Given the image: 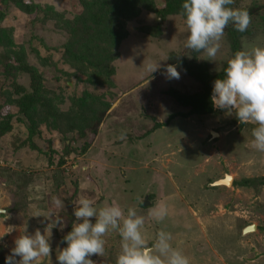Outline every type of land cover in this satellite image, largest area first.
<instances>
[{
    "label": "rangeland",
    "instance_id": "374dc122",
    "mask_svg": "<svg viewBox=\"0 0 264 264\" xmlns=\"http://www.w3.org/2000/svg\"><path fill=\"white\" fill-rule=\"evenodd\" d=\"M32 1L68 13L75 11L73 0ZM161 3L156 0V5ZM252 3L259 5L260 11L247 33L240 36V50L264 46V0H233L230 7ZM27 20L24 13L17 11L11 12L5 23L14 29L18 39L27 30ZM154 20L152 14L142 11L125 25L126 36L113 62L120 96L116 95L100 125L98 141L84 153L70 154V158L64 155L56 184L48 176L55 167L46 166L44 154L27 147L12 151L9 141L15 136L16 140L25 137L22 124L13 121V130L0 136V207L8 212L6 219L0 215V235L4 234L0 250L5 255L10 254L14 240L23 232L34 234L39 230L48 234L50 229V259L51 264H57L56 252L63 248V236L75 222L70 214L77 201L85 197L96 207L115 203L125 214L128 207L135 208L145 219L144 234L149 246L158 231H166L172 236V247L181 251L189 264H264V183H260L264 180V152L252 146L255 124L245 123L253 125L250 127L239 123L235 110L231 114L221 110L220 114L185 116L186 108L162 94L158 84L164 81L175 84L178 91L182 85L189 91L198 87L181 68L176 67L178 79L167 78L166 68L161 70L170 51H187L184 18L167 16L156 35L140 29L154 24ZM219 43L215 61L201 58L205 53L198 56L206 61L211 73L230 54L229 40L222 36ZM47 54L59 60L58 53L51 50ZM148 64L161 71L152 75L146 71ZM156 76L159 81L153 79ZM26 81L20 78L18 83ZM8 83L0 75V118L13 111L3 104L2 92L10 88ZM65 83L73 89L71 81ZM137 90L151 97H141ZM40 130L37 146L42 151L53 146L58 151L54 154L57 161L63 151L55 135L44 126ZM21 161L31 163L22 166ZM21 168L29 170L32 180L20 179L16 172ZM9 170L16 172L8 173ZM225 175L231 177L230 184H213ZM246 179L249 184H235ZM145 197L148 203L143 205ZM161 203L167 205L168 215L157 223L149 212ZM37 212L42 216L33 217ZM57 219H61L63 227L56 224ZM248 226L253 228L246 230ZM119 251L120 238L110 232L105 236L104 256L92 255L90 259L93 264H115ZM41 264H49L47 258Z\"/></svg>",
    "mask_w": 264,
    "mask_h": 264
},
{
    "label": "trees",
    "instance_id": "16d2710c",
    "mask_svg": "<svg viewBox=\"0 0 264 264\" xmlns=\"http://www.w3.org/2000/svg\"><path fill=\"white\" fill-rule=\"evenodd\" d=\"M73 2L75 11L68 13L32 0H0V75L3 81L10 82V88L5 89L2 96L3 104L13 109L0 118V136L13 130V121L22 124L25 137L16 140L18 137L15 136L16 139L9 141L12 151L27 147L44 154L46 166L55 167L48 174L54 184L62 174L60 167L65 163L64 155L70 158V154L74 156L84 153L91 143L98 141L100 125L107 117L114 98L120 96L115 80L119 82V76L115 74L113 62L118 58L119 46L126 36L125 25L145 11L153 15L155 23L143 25L140 29L146 34L156 35L167 16L178 15L183 18V0H161L159 6L156 0ZM236 8L249 13L250 26L260 11V6L255 3ZM17 11L28 17L27 30L18 39L14 29L5 23L10 13ZM248 30L238 32L231 24L224 29L223 36L229 40L230 54L213 73L208 69L206 61L198 59L203 52L190 49L186 53L170 51L161 70L168 65L181 68L197 83L198 88L189 91L182 85L183 89L178 91L175 84L164 81L158 84L162 87V94L170 96L177 105L186 108L187 111L183 113L185 116L220 114L221 110L214 108L210 99L213 82L223 77L227 61L235 52L240 51V36ZM45 32L49 36L46 37ZM51 50L59 54L58 61L51 58L52 54H47ZM59 63L62 65L60 68ZM161 70H155L152 75ZM20 78H26V83H18ZM153 79L159 81L157 76ZM61 81H64V85ZM67 81H71L73 89L65 83ZM78 88L79 93L76 92ZM138 94L141 97L150 95L143 92ZM142 106L145 110L143 102ZM42 126L55 135L56 143L62 148L63 153L55 162L54 154L58 151L53 146L42 151L36 144ZM29 161H21L22 166L29 165ZM11 172L16 171L9 170L8 173ZM16 173L20 174V179L27 177V180H32V174L27 169L21 168ZM260 181L264 183V180ZM249 183L250 180L246 179L235 184ZM72 216L70 214L71 219ZM67 230L69 232L71 228ZM61 242L65 247L63 239ZM5 256L0 250V264H4Z\"/></svg>",
    "mask_w": 264,
    "mask_h": 264
},
{
    "label": "clouds",
    "instance_id": "9594fccd",
    "mask_svg": "<svg viewBox=\"0 0 264 264\" xmlns=\"http://www.w3.org/2000/svg\"><path fill=\"white\" fill-rule=\"evenodd\" d=\"M232 3L233 0H183L182 15L187 30L184 46L205 53L203 59L215 61L224 29L231 24L243 33L251 22L249 13L230 7ZM156 69L151 64L146 66L150 73ZM166 73L170 79H178L180 75L174 65H168ZM210 99L216 109L230 114L235 110L239 123H254L252 146L264 152V46L235 52L227 61L223 77L214 80ZM0 215L6 219L7 208L0 207ZM72 215L75 222L63 236L66 246L56 252L57 264H93L92 255L104 256L105 236L110 232L120 238L115 264H189L188 258L172 247V236L166 231H158L149 246L144 234L145 219L133 207H128L125 214L115 203L96 207L92 200L81 197ZM167 215L168 208L163 203L149 212L157 223ZM32 216L42 215L37 212ZM57 223L63 227L61 219ZM49 237L50 229L48 234L39 230L34 234L23 232L14 240L4 264H41L44 258L51 264Z\"/></svg>",
    "mask_w": 264,
    "mask_h": 264
},
{
    "label": "water",
    "instance_id": "95a60500",
    "mask_svg": "<svg viewBox=\"0 0 264 264\" xmlns=\"http://www.w3.org/2000/svg\"><path fill=\"white\" fill-rule=\"evenodd\" d=\"M227 176H228V175H225V177H224L223 179H225ZM220 181H222V180L220 179V180L214 182L213 184H214V185H219V184L221 185V184H224V182H220ZM144 199H145V200H144V202H143V205H146V203H148V201H147V198H146V197H145ZM248 227H250V226H248ZM248 227H247V228H248Z\"/></svg>",
    "mask_w": 264,
    "mask_h": 264
},
{
    "label": "bare ground",
    "instance_id": "6f19581e",
    "mask_svg": "<svg viewBox=\"0 0 264 264\" xmlns=\"http://www.w3.org/2000/svg\"><path fill=\"white\" fill-rule=\"evenodd\" d=\"M221 180L222 181H220V182H224V184L227 185L228 183L230 184L231 177L228 175L225 179H221ZM251 228H253V226H250V227L246 228V230L247 229H251Z\"/></svg>",
    "mask_w": 264,
    "mask_h": 264
}]
</instances>
